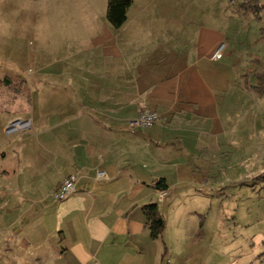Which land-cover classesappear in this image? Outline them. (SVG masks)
<instances>
[{
  "label": "crops",
  "instance_id": "crops-1",
  "mask_svg": "<svg viewBox=\"0 0 264 264\" xmlns=\"http://www.w3.org/2000/svg\"><path fill=\"white\" fill-rule=\"evenodd\" d=\"M135 4L118 29L108 23L106 9L77 13L99 21L93 30L84 24L74 29L88 36L77 40V49L65 48L56 74L26 79L19 62L0 73L5 264H172V252L150 237L141 211L154 203L150 193L159 195L152 187L159 179L167 186L165 198L172 197L168 179H149L152 172L134 171L133 164L153 157L178 177L185 162L211 161L207 143L196 136L216 115L227 116L222 125L230 126L236 114L243 135L250 125L260 129L264 101L249 90L255 82L244 79L240 87L227 68L213 67L225 36L208 27L183 31L175 12L166 24L145 19L140 10L151 5ZM223 45L221 63L232 55ZM22 103L28 109L22 111ZM145 111L162 122L124 137L127 122ZM16 121L27 125L7 136ZM70 175L77 178L75 192L54 202L53 192ZM23 196L34 202L22 205Z\"/></svg>",
  "mask_w": 264,
  "mask_h": 264
},
{
  "label": "rangeland",
  "instance_id": "rangeland-1",
  "mask_svg": "<svg viewBox=\"0 0 264 264\" xmlns=\"http://www.w3.org/2000/svg\"><path fill=\"white\" fill-rule=\"evenodd\" d=\"M107 1L0 0V73L19 62L26 79L56 74L57 65L65 61V48L77 49V40L88 36L76 35L74 29L84 24L93 30L99 21L77 13H104ZM138 1L151 5L146 9L151 14L140 10L145 19L166 24L175 12L183 31L208 27L222 33L232 55L222 63L213 61V67L227 68V74L238 77L236 85L241 87L244 79L253 84L254 75L264 68V12L256 13L247 0ZM257 1L264 5V0ZM165 8L171 13L165 15ZM21 109L28 106L22 103ZM237 117L231 114L232 123L226 126L222 120L226 122L227 116L216 115L211 127L197 133L196 142H206L213 159L185 162L181 176H172L153 157L133 164L134 171L152 172L149 179H168L171 198L160 200L154 192L149 197L164 220L161 242L172 252V264H264V107L260 129L250 125L244 135ZM16 124L7 126L15 129L7 136L16 132ZM121 133L131 136L129 130ZM33 202L29 196L21 199L22 205ZM0 264L5 261L0 259Z\"/></svg>",
  "mask_w": 264,
  "mask_h": 264
},
{
  "label": "trees",
  "instance_id": "trees-1",
  "mask_svg": "<svg viewBox=\"0 0 264 264\" xmlns=\"http://www.w3.org/2000/svg\"><path fill=\"white\" fill-rule=\"evenodd\" d=\"M253 5L256 13L264 12V5L257 0H247ZM132 4V0H108L106 7V19L113 28H120L126 21V13ZM255 83L249 85V90L260 97H264V68L254 75ZM152 187L157 191H166L167 186L163 179L157 180ZM146 219V225L152 239H159L165 228L164 220L158 206L150 203L141 208Z\"/></svg>",
  "mask_w": 264,
  "mask_h": 264
},
{
  "label": "built area",
  "instance_id": "built-area-1",
  "mask_svg": "<svg viewBox=\"0 0 264 264\" xmlns=\"http://www.w3.org/2000/svg\"><path fill=\"white\" fill-rule=\"evenodd\" d=\"M225 56L224 52V45L222 44L217 48V50L214 52L212 56L213 61H222ZM17 124H22V126H26V122H19L16 121ZM162 122L160 116L152 111H145L141 113L137 118L131 119L127 122V127L129 128V131L131 133H134L138 129H147L149 127H152L156 124H160ZM16 124V125H17ZM10 130H15L13 127L8 129L7 133L10 132ZM98 178H104L105 174L103 172H99L97 175ZM76 176L70 175L67 178H65L61 184L56 188V190L53 192L52 197L55 202H63L66 199H68L74 192H75V183H76ZM166 191H160L159 192V199L162 200L166 196ZM98 264V263H95Z\"/></svg>",
  "mask_w": 264,
  "mask_h": 264
}]
</instances>
